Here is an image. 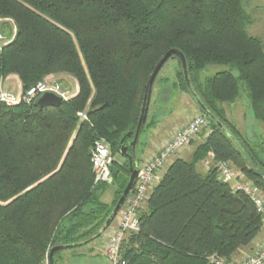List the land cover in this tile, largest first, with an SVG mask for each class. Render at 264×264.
<instances>
[{"label":"trees","instance_id":"1","mask_svg":"<svg viewBox=\"0 0 264 264\" xmlns=\"http://www.w3.org/2000/svg\"><path fill=\"white\" fill-rule=\"evenodd\" d=\"M0 18L17 26L0 47V86L17 75L28 89L50 74L69 75L79 86L57 107L41 108L38 98L0 100V264H46L54 246L76 248L101 237L129 182L123 148L133 155L129 134L149 76L172 49L185 55L191 87L214 119L208 117L210 130L192 158H175L153 188L123 257L130 264H210L212 256L227 262L258 236L263 217L251 198L220 180L215 166L197 168L213 154L214 163H231L264 189V157L226 110L245 90L264 124V42L248 31L253 20L244 0H0ZM171 58L179 64L176 87L191 95L180 58ZM212 65L227 68L202 80ZM149 106L150 100L142 134L158 123V115L149 120ZM98 138L125 158L112 164V185H94ZM110 187L114 199L106 203L101 196ZM63 252L54 264L64 262Z\"/></svg>","mask_w":264,"mask_h":264},{"label":"built area","instance_id":"2","mask_svg":"<svg viewBox=\"0 0 264 264\" xmlns=\"http://www.w3.org/2000/svg\"><path fill=\"white\" fill-rule=\"evenodd\" d=\"M4 36L0 34V47ZM51 92L58 95L62 100H69L75 94L56 79L52 74L47 75L28 89L12 92L0 90V100L7 105H16L21 102L31 103L44 93ZM81 121L87 120L85 111L78 112ZM209 126V118L205 113L193 117L187 124L176 130L166 139L159 148L156 155L148 158L139 166V174L135 185L127 196L119 214L117 224L112 233L109 234L106 244L100 252L106 259L105 264H130L123 257L122 245L131 232H139L141 229L140 210L148 201L153 188L161 181L163 173L174 157L181 155L190 143L198 138L202 130ZM213 166L217 168L219 179L233 185V189L246 193L254 202L257 211L263 217L264 228V192L253 183L248 182L242 172H238L231 163L218 161L214 163V155L208 157ZM114 155L108 142L104 138L94 141L91 150V162L94 174V185H112L113 176L111 167L114 163ZM212 162L207 160V170L211 169ZM49 263V261H47ZM210 264H225V260L219 256H212ZM237 264H264V245L255 253L245 256Z\"/></svg>","mask_w":264,"mask_h":264},{"label":"rangeland","instance_id":"3","mask_svg":"<svg viewBox=\"0 0 264 264\" xmlns=\"http://www.w3.org/2000/svg\"><path fill=\"white\" fill-rule=\"evenodd\" d=\"M244 9L252 17V20H253L252 24L248 26L249 33L253 36L260 37L264 42V0H244ZM16 32H17V26H16V23L12 19L0 18V34L4 36V40L2 41L1 44H4V45L9 44L15 37ZM178 67H179V64L176 58H171L165 63V65L161 69L158 75V78L156 79V82L154 84V88H153L151 99H150V106H152L156 111H158L159 114L168 113L170 109H176L177 112L183 115L184 119L187 120L189 118V121H190L193 117H195L196 115H199L202 112L199 106L196 104V102L193 100V98L191 97L189 93L179 88V86L177 87V89L179 90L174 91L173 84L175 83V86H176L177 72L179 69ZM226 68H227L226 66H221V65L208 66L202 71L200 77L202 78V80H204L206 77L211 76L215 74L216 72L221 71ZM52 75L55 76V74H52ZM14 76H17V75H14ZM10 78L12 79L6 80L7 79L6 78L3 81V83L0 86V90L4 89V90L12 91V92H18L20 90L22 91L25 90L22 87L21 81L18 76L17 77L12 76ZM163 78H164V81L162 80ZM16 82L19 83L18 84L19 86H17ZM64 83L67 88H72L74 86V80L71 77L65 78ZM170 97H171V100L169 102H166V99ZM237 101H238V104L243 106V111L246 112L247 116L245 120L241 119V117L239 118L237 117L235 119L233 117L232 121L243 132V134L247 137V139L253 145H255V148L264 157V124L257 121L256 118L254 117V113L251 110L250 102H249V99H248V96L245 90L242 91V94L238 98ZM230 113L232 116L236 117V115L234 114V110L232 112L230 111ZM209 130H210L209 127L202 130V133L200 134V136L194 139L190 143L187 150H185L181 156L188 158L187 155H189L191 151L194 149L192 148V146L193 145L196 146L198 143H200L203 140V138L206 136V134L209 132ZM175 131L176 130H174V132ZM174 132H172L170 136ZM144 135L145 133L142 134V136ZM140 146L141 145L139 143L138 149L140 148ZM208 157H207V160L211 164L213 160L211 161ZM140 158L141 159L143 158L142 152H138L137 160ZM174 158L172 159V161L174 160ZM114 159L115 161L125 160V158L121 157L120 154L114 155ZM213 165L214 164L212 162L211 166ZM233 167L238 172H241V169L237 168L234 165ZM248 182H251V181H248ZM114 191H115L114 187L108 188L102 194L101 199L103 201H109L114 195ZM262 191L264 192V189H262ZM116 224H117V219L113 221L110 227L101 235L100 238L95 240L96 242L95 241L92 242L91 254L93 255L89 253L86 255H82L80 251H75L74 254L76 255L72 257V255L70 254V251L73 249H66L63 252V255L66 256V259L64 260V262L59 263V264H95L94 262H92L94 260H92L91 257H99L102 255V253L100 252V249L103 248V246L106 244L108 236L109 234L112 233ZM46 264H49V263L46 262Z\"/></svg>","mask_w":264,"mask_h":264},{"label":"crops","instance_id":"4","mask_svg":"<svg viewBox=\"0 0 264 264\" xmlns=\"http://www.w3.org/2000/svg\"><path fill=\"white\" fill-rule=\"evenodd\" d=\"M17 77L14 75H11L9 77H7L6 80L12 79L10 77ZM56 78L58 81H60L64 87H66L64 80L65 78H70L71 76L69 75H56ZM74 80V86L72 88H68L71 92H73L75 95L78 93L79 91V86L77 81L71 77ZM164 81V78L162 79ZM17 86H19L18 82H16ZM174 86V91H177L179 89H177V87L175 86V83L173 84ZM67 88V87H66ZM171 100L170 98L166 99V102H169ZM234 110V114L235 116H232L230 111L232 112ZM227 110V115L229 116V119L233 120L235 118H239L241 117V119L245 120L246 119V112L243 111V106L238 104V101H236L233 104H230L226 107ZM157 116V125L153 128H151L149 131L145 132V135L140 137L142 143L140 146V152L143 153V158L139 159V165L142 164L144 161H146L148 158L156 155L159 151L160 146L162 145V143L168 139L170 137V134L172 132H174V130H177L178 128H180L181 126L185 125L188 121L189 118L186 120L183 118V115L180 114L179 112H177L176 109H170V111H168V113H164V114H159L158 111H156L152 106L149 107V120L152 121L154 118H156ZM245 127V126H244ZM246 128V127H245ZM196 146H192V148H194L191 153L188 156V158H185L184 156H177L175 158H184L186 160H190L192 158V154L195 150ZM174 158V159H175ZM206 161L207 158L205 160H202L201 162L198 163L197 168L199 171L201 172H207V166H206ZM164 174V173H163ZM114 199V195L112 196V198L109 201H104L106 203L112 202ZM146 204L147 202L143 205V207L141 208V210L146 208ZM140 210V211H141ZM96 242V241H95ZM264 245V228L261 230V232L258 234V236L248 245L245 247L240 248L231 258V260L225 262V264H237L240 260H242L245 256L253 254L255 252H257L262 246ZM73 250L70 251V254L72 255V257H74L75 251H80V253L82 255H86V254H91V250H92V242L87 244V245H83L80 247H76V248H71ZM93 255V254H91ZM64 259H66V256H64ZM92 260H94L95 258H97L98 261H92L95 264H105V260L102 257H91Z\"/></svg>","mask_w":264,"mask_h":264},{"label":"water","instance_id":"5","mask_svg":"<svg viewBox=\"0 0 264 264\" xmlns=\"http://www.w3.org/2000/svg\"><path fill=\"white\" fill-rule=\"evenodd\" d=\"M172 55H177L181 60L184 76H185V79H186V82H187V85H188V88L190 90L191 95L193 96V98L196 99V102L199 105V107L202 109L203 113H205L209 118L214 119L212 113L197 98L196 94L194 93V91L191 87V83L189 80L187 59H186L185 55L183 54V52H181L178 49H172L169 52H167L166 54H164L160 58V60L157 62L153 72L149 76V79H148V82L146 85V90H145V94H144V98H143L142 108H141L140 117L138 120L136 131L134 134L133 133L129 134L130 136H133V140L130 143V145L133 147V155H130L129 153H127V147L123 148V153L127 154V157L129 159V164H130L129 182H128L127 186L125 187L121 197L119 198L116 206L114 207L112 213L110 214V216L106 220L104 226L101 228L99 234L105 232L110 227V225L113 223V221L116 219V217L119 214L127 196L129 195V193L131 192L132 188L135 185L136 179H137L138 174H139V163L137 161L136 147H137L138 142L140 140L143 125H144L145 120H146L152 86H153V83L155 81V78H156L158 72L160 71L162 66L165 64L167 59ZM61 103H62V99L58 95L51 93V92L44 93L43 95L38 97V99L36 101V104L38 106H40L41 108L44 106H47V105L57 107V106H60ZM73 247H75V244L74 245H57V246L52 247L50 252H49V264H54V255L57 251L71 249Z\"/></svg>","mask_w":264,"mask_h":264}]
</instances>
